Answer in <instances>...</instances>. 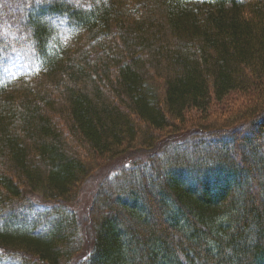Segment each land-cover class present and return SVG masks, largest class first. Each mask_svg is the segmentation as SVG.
Segmentation results:
<instances>
[{"label": "trees", "instance_id": "obj_1", "mask_svg": "<svg viewBox=\"0 0 264 264\" xmlns=\"http://www.w3.org/2000/svg\"><path fill=\"white\" fill-rule=\"evenodd\" d=\"M25 1L0 0L25 67L0 84V261L264 264V0ZM147 151L93 191L84 252L81 186Z\"/></svg>", "mask_w": 264, "mask_h": 264}, {"label": "rangeland", "instance_id": "obj_2", "mask_svg": "<svg viewBox=\"0 0 264 264\" xmlns=\"http://www.w3.org/2000/svg\"><path fill=\"white\" fill-rule=\"evenodd\" d=\"M51 0H38V1H30V0H26L25 1V10H24V14L28 13L32 8H36L39 7L43 2H50ZM73 2H75L74 0H71ZM42 2V3H41ZM41 3V4H40ZM14 12V11H12ZM26 12V13H25ZM15 13V12H14ZM16 14V13H15ZM1 17V15H0ZM49 19V21L53 24V26H55L56 28V33L53 37V40H60L61 42H65L68 40L69 37V31L66 30V28L61 24V22H59L58 20L52 18H46ZM4 21V19H0V25L3 28V30L6 32L7 28L5 23H3V25L1 24ZM1 31V30H0ZM6 38V37H5ZM1 44H3L0 41ZM50 48L53 47L52 41L50 42ZM25 70L24 66H20L19 63L8 59L7 57H3V59L0 60V84H2V81L8 80L10 78L15 77L17 74H19L20 72H23ZM246 138V135L243 136V138ZM263 146V145H262ZM159 149V147H157L155 151H157ZM178 151V150H177ZM264 151V149H263ZM152 151H147V152H142V153H138L136 155H128L125 156L121 159H118L117 161H115L114 163H112L109 167L107 168H101L100 170H98L96 173H94V175H92V177L90 179H87L83 185L81 186V189L79 191V195H78V200L77 203L75 205H73L71 207V209L73 210V212L75 213L77 219L79 221H81V224L83 226V232H84V237L83 239H85V245H84V252L87 251V249L91 246V236H90V228H89V223H88V209L90 207V203H91V196L93 191L96 190L98 184L108 178L109 176H111L112 174H114L116 171L119 170V168L123 165H128L130 163H133L134 161H145L147 159V157L149 155H151ZM173 152V150L168 149L167 150V155L166 158L170 157V154ZM263 153V152H262ZM264 155V154H262ZM160 171V170H159ZM116 183V184H115ZM113 185L116 186L117 182H115ZM32 202H34L37 206H39L40 204V196L38 194H33L30 196ZM33 213H38L39 211L42 212V210H40L39 208H34L33 209ZM25 212V213H24ZM23 213V215H26L27 212L25 210H18L17 212H15V215H21ZM40 214V213H39ZM0 264H14L13 260H11V258L9 259H1Z\"/></svg>", "mask_w": 264, "mask_h": 264}]
</instances>
